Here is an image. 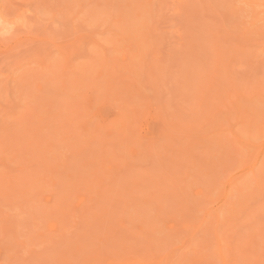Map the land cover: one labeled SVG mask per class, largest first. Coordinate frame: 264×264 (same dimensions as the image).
Returning <instances> with one entry per match:
<instances>
[{"label": "rangeland", "instance_id": "rangeland-1", "mask_svg": "<svg viewBox=\"0 0 264 264\" xmlns=\"http://www.w3.org/2000/svg\"><path fill=\"white\" fill-rule=\"evenodd\" d=\"M0 264H264V0H0Z\"/></svg>", "mask_w": 264, "mask_h": 264}]
</instances>
